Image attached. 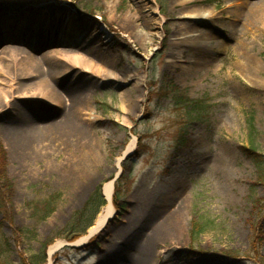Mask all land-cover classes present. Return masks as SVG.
I'll return each mask as SVG.
<instances>
[{
    "label": "rangeland",
    "instance_id": "obj_1",
    "mask_svg": "<svg viewBox=\"0 0 264 264\" xmlns=\"http://www.w3.org/2000/svg\"><path fill=\"white\" fill-rule=\"evenodd\" d=\"M183 1L0 0L1 27L14 12L59 9L58 20L68 13L84 32L81 44L94 37L98 56L111 62L101 77L51 85L65 101L68 90L87 94L89 114H64L50 101L30 100L26 90L14 89L20 74L15 81L0 75V93L9 92L0 100V145L12 186L11 194L2 191L0 225L12 264L28 261L45 243L48 252L76 238L66 231L72 218L124 167L131 183L125 212L115 208L116 217L98 235L81 248L61 249L54 264H264V240L258 249L251 243L258 220L264 236V213L259 218L254 206L264 199V187L252 190L259 174L242 150L253 141L264 154V32L243 29L242 1L198 0L186 13ZM214 8V20L196 26L205 39L214 38L212 65L192 71L188 53L173 63V47L182 41L189 48L196 37L181 31L192 20L175 19ZM6 48L41 60L56 47L34 54L27 44L6 43L0 53ZM65 48L75 50L73 44ZM21 79L28 89L38 86L34 77ZM173 97L202 102L205 111L195 118ZM65 115L73 116L72 127L60 138L55 125ZM75 130L90 139L76 137ZM134 138L135 154L123 157ZM52 198L54 212L43 220L42 207ZM201 219L207 229L193 244L192 223Z\"/></svg>",
    "mask_w": 264,
    "mask_h": 264
},
{
    "label": "bare ground",
    "instance_id": "obj_2",
    "mask_svg": "<svg viewBox=\"0 0 264 264\" xmlns=\"http://www.w3.org/2000/svg\"><path fill=\"white\" fill-rule=\"evenodd\" d=\"M154 1V0H146ZM198 0H184L181 8L182 12H188L192 6L196 5ZM242 1V9L239 11V20L242 22L243 29L253 30L256 32H264V1L249 3L245 0ZM62 11L59 9H32L25 12H14L6 22V27L0 26V46L6 43L27 44L29 50L34 54H39L43 48L52 46L55 51L48 52L42 59L29 57L26 52L17 49L6 48L0 53V75L9 76L12 81L17 80L19 77L20 82H17V87L14 88L18 91H27L26 95L30 100L51 102L57 105V108L62 110L64 114H89L91 106L88 103L87 94L82 91H73L66 94L68 100L63 97L51 85L57 81L62 80H75L80 75H89L90 77H101L104 68L111 65L107 59L98 56V49L93 43L94 37L91 38L89 44H81V40H85L84 32H81L78 26H73L75 18L67 13L64 20L58 16ZM213 12L206 13L196 11L191 16H182L177 19L192 20L189 24L184 21L181 26V31L196 33L194 44L189 48L184 42H179L172 49V58L177 63L178 55L184 56L185 53L189 54L190 64L192 71L197 68L210 67L213 63V56L216 53V47L213 40L205 39V32L197 29V25L201 22H209L214 20ZM152 13H157L152 10ZM21 17V19H20ZM3 20L0 17V21ZM201 23V24H205ZM58 30V34H54V29ZM52 30V31H50ZM65 31V34L63 32ZM237 31V28H234ZM76 36H80L77 39ZM94 36V35H93ZM83 38V39H82ZM85 43V42H84ZM69 44L75 46V50H67L65 47ZM183 59V57H181ZM23 60V63L21 62ZM185 60V59H183ZM21 63L23 65H21ZM22 66V67H20ZM62 69L63 71H60ZM14 71V72H13ZM16 71V72H15ZM193 73H191L192 75ZM34 77L37 80L38 86L36 88H27L21 81V78ZM190 76V75H189ZM112 77L109 73L108 78ZM25 80V79H23ZM40 85V86H39ZM13 88V86H11ZM47 88V89H46ZM13 90V89H12ZM9 92L0 93L1 97L7 98ZM9 104H7L8 106ZM62 108V109H61ZM73 116L65 115L61 122L55 125V134L60 138L68 136V128L72 127ZM34 130H30V133ZM78 133L77 130L73 132ZM51 134L48 129L45 134ZM76 133V137L81 136L83 139H90L84 133ZM31 142V141H30ZM137 140L134 138L127 147L123 157L133 154L136 148ZM30 144V143H29ZM87 157V156H86ZM123 158L117 161L118 168L120 169ZM114 180L107 182L104 186V194L107 201L106 207L99 214L95 224L89 229L87 235L80 238L75 242V246H83L94 236L98 235L107 225V223L116 217V209L113 205L114 194ZM149 207V204L146 205ZM66 242L58 241L51 245L48 250L47 264H53L56 254L66 245ZM148 261L141 262V264H148Z\"/></svg>",
    "mask_w": 264,
    "mask_h": 264
},
{
    "label": "trees",
    "instance_id": "obj_3",
    "mask_svg": "<svg viewBox=\"0 0 264 264\" xmlns=\"http://www.w3.org/2000/svg\"><path fill=\"white\" fill-rule=\"evenodd\" d=\"M171 86L176 90L175 86ZM164 96H169V94H165ZM173 99L175 104L177 105H180L181 103L188 104L191 109L190 112L196 114L195 118L200 117L205 111V108L202 107V102H192L188 99L179 97H173ZM254 132L255 129L252 122H250V135H254ZM142 147L144 146H142V142H140L139 148L137 150V157L140 156L141 150L143 149ZM242 150L244 155L255 164V167L257 168L259 174V178L257 182L253 184L252 190L255 191L258 187H264V154L259 152L257 146L253 143V141H251V144L248 147H243ZM5 162L6 153L3 147L0 145V214H2L3 212L6 215V213L4 212V207L6 205L4 196L5 193H3L2 191L4 189L6 193L8 192V194H11L12 186L10 180L5 175L3 166ZM129 180L130 176L126 175V168L124 167L122 176L115 184V194L113 199L115 208L123 213L125 212L124 197L127 194L128 189L130 188L129 186L131 185V183H129ZM53 199L54 198H52L50 202H47L44 207H42L44 216L41 219L45 220L49 216H51V214H53ZM254 203L255 211L258 213V216L260 218L264 213V199H255ZM105 206L106 201L102 193V188L99 187L91 195L85 207L75 214V216L72 218L71 223L67 226L66 231H72L76 234V238L71 240L68 238L69 241H74L77 238L85 235L87 231L93 226L94 222L97 219V216ZM258 222L256 225H254V233L251 242L254 249H258L264 240L262 227ZM206 229V224L203 222V219L194 221L192 223L190 236L193 244L196 243L199 237L206 232ZM20 232L23 236L35 235V232L31 230H20ZM48 246L49 244L45 243L44 245H42L41 250L38 254L32 256L28 261L22 260L19 264H46ZM10 249L11 247L9 242L2 235L0 225V264H12L8 256L11 252ZM65 250L69 251L70 249L66 248Z\"/></svg>",
    "mask_w": 264,
    "mask_h": 264
},
{
    "label": "water",
    "instance_id": "obj_4",
    "mask_svg": "<svg viewBox=\"0 0 264 264\" xmlns=\"http://www.w3.org/2000/svg\"><path fill=\"white\" fill-rule=\"evenodd\" d=\"M132 155H134V154H131V156H132ZM124 160H125V158H124L122 161H124ZM121 174H122V170L120 171L119 175H117V176L115 177V179H114V184H115L116 181L120 178ZM103 195H104V197H105L104 189H103ZM105 201H106V198H105ZM106 202H107V201H106ZM74 243H75V242H73V243H67L64 247L72 248V249L81 248V246H80V247L75 246ZM64 247H63V248H64ZM53 264H54V263H53Z\"/></svg>",
    "mask_w": 264,
    "mask_h": 264
}]
</instances>
